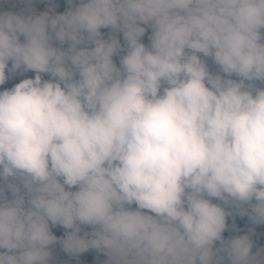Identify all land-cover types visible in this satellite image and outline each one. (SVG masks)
<instances>
[{
    "label": "clouds",
    "instance_id": "clouds-1",
    "mask_svg": "<svg viewBox=\"0 0 264 264\" xmlns=\"http://www.w3.org/2000/svg\"><path fill=\"white\" fill-rule=\"evenodd\" d=\"M101 28L123 33L120 67ZM262 30L264 0L0 12V85L35 72L0 91V264H49L57 242L105 264H264L248 235L223 239L232 213L212 202L264 223ZM49 222L72 231L57 241Z\"/></svg>",
    "mask_w": 264,
    "mask_h": 264
},
{
    "label": "trees",
    "instance_id": "trees-1",
    "mask_svg": "<svg viewBox=\"0 0 264 264\" xmlns=\"http://www.w3.org/2000/svg\"><path fill=\"white\" fill-rule=\"evenodd\" d=\"M79 5V0H73V4L69 5L67 0H0V12H11L17 15H40L47 12L50 16H56L64 14L69 10H73ZM101 38L105 41L109 40L110 36H115L117 41L120 43L121 48L124 44L123 33L122 32H113L111 28H101ZM23 42V37L20 38ZM150 43L145 44L149 46ZM53 46L61 48L62 50H67L69 43L65 42L61 45L58 41L53 40ZM93 45H88L92 47ZM79 47H84V45H78ZM120 51H118L113 56V62L117 58ZM11 64L9 63V67ZM70 66V65H69ZM31 78L35 77V72H27ZM44 80L50 79L48 74H42ZM78 78V76H77ZM237 79L235 76L234 80ZM255 86L258 88H264V82L256 81L254 82ZM3 181H0L2 184ZM5 195L11 199V193L6 191ZM213 203L220 204L221 207L225 209L226 212L232 213L230 216L226 217V230L222 233V237L225 240L235 238L238 236L248 235L252 241L251 252L253 255H258V260L264 262V223H254L248 215H240L241 209L234 207L232 205H225L222 202L213 199ZM255 203V201H253ZM135 209L136 205L131 206ZM246 207V206H245ZM250 211V209H249ZM50 223V222H49ZM79 233L80 236L84 237L85 233H91L92 228L83 229L81 228ZM50 231L57 238V241L65 237L66 232H71V229H64L63 226L56 225L52 226L50 223ZM85 238H90L87 236ZM214 248H219L220 243L217 241L214 243ZM51 248V259L49 264H105L107 257L98 252L95 249H89L88 251L76 255H70L63 250L62 245L57 242L56 244L50 246ZM223 255V254H221ZM224 264H230V262L225 258Z\"/></svg>",
    "mask_w": 264,
    "mask_h": 264
},
{
    "label": "rangeland",
    "instance_id": "rangeland-1",
    "mask_svg": "<svg viewBox=\"0 0 264 264\" xmlns=\"http://www.w3.org/2000/svg\"><path fill=\"white\" fill-rule=\"evenodd\" d=\"M140 26L145 27V29H146L145 35L141 38V43H143L144 45L147 43H150L149 37L151 36V27L146 26V25H140ZM262 33H264V30H262ZM126 51H127V45L125 42L121 48V51L119 52L117 59L114 62V64L117 67H120V59L122 58L123 55L126 54ZM198 55L200 56L201 59H203L205 61L210 73L220 74V75L224 76L223 73H219L218 66L213 63L211 58H205V57H203L202 54H198ZM6 75H8L9 78L6 80V83L4 85H0V91L11 89L12 87L15 86V84L19 83L21 80L26 79V78H31L27 72H24L21 74L19 70L17 71V73H14L11 75H9L6 71ZM228 78L234 79L235 76L233 75V76L228 77ZM75 190H76L75 188L72 189V191H75ZM80 227L83 229L91 228L90 226H84V225H80Z\"/></svg>",
    "mask_w": 264,
    "mask_h": 264
},
{
    "label": "crops",
    "instance_id": "crops-1",
    "mask_svg": "<svg viewBox=\"0 0 264 264\" xmlns=\"http://www.w3.org/2000/svg\"><path fill=\"white\" fill-rule=\"evenodd\" d=\"M124 43H125V42H124ZM120 51H121V50H120ZM118 55H119V54H118ZM117 57H118V56H117ZM116 59H117V58H116ZM116 59H115V60H116ZM114 62H115V61H114ZM225 78H228V77H225Z\"/></svg>",
    "mask_w": 264,
    "mask_h": 264
}]
</instances>
